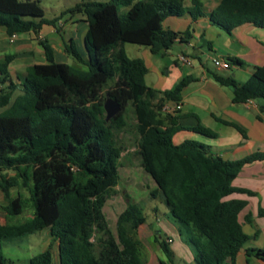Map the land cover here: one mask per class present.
<instances>
[{
    "label": "trees",
    "instance_id": "16d2710c",
    "mask_svg": "<svg viewBox=\"0 0 264 264\" xmlns=\"http://www.w3.org/2000/svg\"><path fill=\"white\" fill-rule=\"evenodd\" d=\"M120 7L128 9L124 16L119 15ZM72 12L83 14L88 23L84 55L74 42L65 45L79 68L55 62L47 44L43 46L48 63L29 67L19 84L10 80L8 72L13 56L0 63V84L6 85L0 89V109H4L0 114V191L7 201L1 209L6 217L22 214L25 199L20 194L11 197V190L21 187L29 192L33 210V217L20 225L0 219V264H6L5 240L43 230L59 243L60 264H146L139 242L130 234L146 222L142 208L128 205L118 217L116 235L104 213L120 179L121 149L115 132L126 126L127 107L137 121L141 167L155 184L149 197L167 206L171 220L195 251L196 264H237L251 237L238 217L245 203L226 199L233 194L254 195L235 187L234 181L244 167L263 162L264 153L228 161L199 141L176 143L174 138L181 131L218 137L201 123L181 126L179 112L161 113L166 102H181L191 79L186 77L164 92L149 87L144 60L129 58L124 44L162 54L191 35L190 30L166 29L164 22L186 15L194 22L208 18L228 34L246 25L264 30V0H219L211 11H205L199 0H192L187 8L183 0H82ZM56 21L45 19L37 1L0 0V27L9 36L37 33ZM229 62L240 64L236 59ZM214 78L233 88L236 103L264 100V65L244 84L216 74ZM107 97L121 106L109 121L104 109ZM259 213L264 215V209ZM246 220L251 223L249 216ZM159 245L168 263L175 264L168 244ZM246 255L248 260H264L262 249H247ZM29 264H53L52 248L33 256Z\"/></svg>",
    "mask_w": 264,
    "mask_h": 264
},
{
    "label": "crops",
    "instance_id": "0c3cea01",
    "mask_svg": "<svg viewBox=\"0 0 264 264\" xmlns=\"http://www.w3.org/2000/svg\"><path fill=\"white\" fill-rule=\"evenodd\" d=\"M199 1L205 11L214 10L219 4V0ZM187 5L190 7L192 0H187ZM62 15L54 18L57 21L53 25H45L37 33L19 34L14 43H10L6 30L0 27V63L5 57L13 56L8 67L10 80L13 83L19 84V77L24 75L29 67L48 63L44 44L51 47L55 62L80 67L76 60L66 53L65 45L72 41L78 52L85 54L84 38L88 29L86 17L83 14L73 15L68 22L62 19ZM165 22L166 29L178 33L188 30L191 32L185 42H177L170 50L158 54L171 56L174 66L183 72L177 81L183 77L191 79L182 94L179 124L183 127H195L201 123L218 134L216 139H208L190 131H181L175 136L174 141L176 143L185 140L199 141L209 146L216 155L228 161H237L257 152L264 153V100H249L247 104L236 103L233 88L218 83L214 78L216 74L224 78H233L239 84L246 83L255 69L264 65V30L246 25L228 34L212 25L208 18H200L194 22L189 15L168 18ZM246 35H249L248 39H245ZM179 55L190 58L192 65L182 64L178 60ZM214 58L228 62L230 59H236L240 61V64L229 62L228 70L216 69L212 65ZM144 62L148 68L146 84L158 90L156 85L160 80L157 75L153 77L152 85L147 83L151 72L145 60ZM5 86L0 84V89H4ZM173 87L166 84V90L159 91L172 90ZM3 111L4 109H0V114ZM234 186L254 193L253 196L233 194L226 199L245 203L239 208L238 217L243 224L244 232L251 237L238 254L237 264H264V260L256 257H250L248 260L246 255L247 249L264 250V215L259 213L261 208L264 209V161L244 167L234 181ZM0 192V199L5 198L2 191ZM3 206L6 205L0 208ZM154 211L158 213L159 209L154 208ZM248 216L251 223L246 220ZM143 217L146 222L138 230L130 233L139 242V248L141 244L136 238L137 232L143 234L142 237L148 240L147 243L154 241L158 251H162L159 242L164 241L169 247L171 239L165 241L161 233L154 232L148 225L147 218ZM166 218L179 231L171 218L167 216ZM48 234L49 238L44 244V251L52 248L53 264H60L59 243L51 237L49 231ZM173 254L175 261L176 256L174 252ZM163 260L169 264L166 256Z\"/></svg>",
    "mask_w": 264,
    "mask_h": 264
},
{
    "label": "rangeland",
    "instance_id": "374dc122",
    "mask_svg": "<svg viewBox=\"0 0 264 264\" xmlns=\"http://www.w3.org/2000/svg\"><path fill=\"white\" fill-rule=\"evenodd\" d=\"M32 1L39 2L44 11L45 19L53 20L56 16L63 14L62 19L68 20V22H70L73 15H80L72 11L82 2V0ZM88 1L108 2L110 0ZM183 7H188L187 0L183 2ZM127 10L126 7H120L118 11L119 15L124 16ZM26 19L30 20L33 18L26 17ZM248 38L249 35H246L245 39ZM124 49L129 58H140L146 61L151 72L147 78V83L152 85V79L157 75L160 80L156 85L158 90H166V84L168 86H174V89L183 80L184 77L177 81L183 72L174 66L171 56L153 55L148 47L131 43L124 44ZM213 67L215 68L214 65ZM103 92L105 95L106 90ZM125 122L126 126L121 131L115 132L117 145L121 149V158L119 161L120 179L117 188L111 193L104 208L109 228L116 235V223L120 214L127 209L130 203L138 204L142 208L144 212L143 216L147 218L148 225L153 231L160 232L165 241L171 239L169 247L175 253V264H196L195 251L187 244V236H181L180 232L167 220L166 216H171L167 206L161 200H153L149 197L150 192L155 188V184L141 167L138 155L139 134L137 131V121L131 107L126 108ZM177 142L179 141L177 140ZM18 194L26 201L24 211L20 215L6 217L5 212L0 208V219L3 223L7 222L9 225H20L29 220L33 215L29 201V192L21 187L11 190L12 198H15ZM2 205H7L5 198L0 199V206ZM154 208H158L159 212L156 213ZM142 236L143 234L141 232H137L136 238L140 240V252L145 262L147 264H158L162 259L166 263V260H163L165 259V255L162 251L157 250L155 242L149 241L147 243L148 240ZM48 238V231L43 230L34 235L5 240L3 242V252L6 258V264H29L33 256L44 252V244Z\"/></svg>",
    "mask_w": 264,
    "mask_h": 264
},
{
    "label": "built area",
    "instance_id": "2783aa9c",
    "mask_svg": "<svg viewBox=\"0 0 264 264\" xmlns=\"http://www.w3.org/2000/svg\"><path fill=\"white\" fill-rule=\"evenodd\" d=\"M18 37V34H13L11 36H9V41L10 43H14L16 41ZM178 60L184 64V65H188L191 66L192 65V61L190 58H188L185 55H179ZM213 65L215 66L216 69H222V70H228L230 68V63L228 61H225L223 59L220 58H214L212 60ZM249 101H247L244 104H247ZM182 109V103H176V104H169V103H165L164 106L161 109V113L164 115H176L178 112H180Z\"/></svg>",
    "mask_w": 264,
    "mask_h": 264
},
{
    "label": "water",
    "instance_id": "95a60500",
    "mask_svg": "<svg viewBox=\"0 0 264 264\" xmlns=\"http://www.w3.org/2000/svg\"><path fill=\"white\" fill-rule=\"evenodd\" d=\"M104 109L106 112V120L109 121L114 116H116L118 113H120L121 106L116 101L111 99L110 97H107L105 104H104Z\"/></svg>",
    "mask_w": 264,
    "mask_h": 264
}]
</instances>
